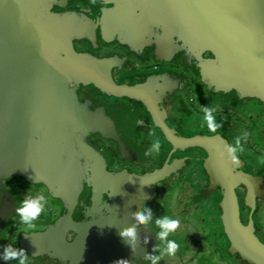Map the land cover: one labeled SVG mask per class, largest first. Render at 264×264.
I'll list each match as a JSON object with an SVG mask.
<instances>
[{
    "label": "flooded vegetation",
    "instance_id": "1",
    "mask_svg": "<svg viewBox=\"0 0 264 264\" xmlns=\"http://www.w3.org/2000/svg\"><path fill=\"white\" fill-rule=\"evenodd\" d=\"M48 12L71 17L68 39L73 51L96 61L103 67H89L88 81L77 80V102L92 107H109L128 115L125 135L117 139L96 131L87 134L93 147L105 157L109 173L136 172L140 175L162 170L160 178L150 182L141 200V211L151 209L147 221L153 233V245L146 255L128 264H251L237 252L228 251L222 233L217 205L212 195L217 188L207 187L208 177H234L248 174L264 184V96L243 94L237 90V68L228 57L222 25L216 35L217 52L206 46L193 48L188 37L175 28H166L156 13L146 10L142 0H50ZM72 26V27H71ZM228 39H233L231 29ZM64 48L60 55L64 56ZM115 84L136 88L133 95L112 93L101 86ZM98 84V85H96ZM203 106L213 108L222 128L211 133L203 121ZM248 133L244 139V132ZM155 135H150V133ZM241 137L240 163L233 165L223 145ZM202 138L186 145L185 138ZM122 139V140H121ZM161 142L158 154L145 152L155 140ZM121 140V142H120ZM121 143V145H120ZM226 149V148H225ZM228 150V149H227ZM152 185V189H151ZM238 180L233 190L242 225H250L264 244V192ZM45 196V211L36 228L23 231L16 208L27 195ZM90 188L83 183L82 195L68 212L71 221L97 220L110 203V191L101 193L95 204ZM103 205V206H101ZM66 207L41 185L21 177L0 178V264H19L5 260V247L23 248L28 264H72L63 252L77 232L63 226L59 219ZM145 212V215H148ZM168 216L178 219V229L164 238L156 220ZM179 245L175 256L165 251L167 242ZM77 255V253H75Z\"/></svg>",
    "mask_w": 264,
    "mask_h": 264
},
{
    "label": "water",
    "instance_id": "2",
    "mask_svg": "<svg viewBox=\"0 0 264 264\" xmlns=\"http://www.w3.org/2000/svg\"><path fill=\"white\" fill-rule=\"evenodd\" d=\"M47 1L0 0V178L19 176L41 185L66 207L59 221L77 232L62 246L72 264H128L146 255L153 245L150 226L139 223L134 214L141 212L148 184L163 171L145 175L106 171L103 153L93 147L87 134L96 131L120 139L128 115L77 102L75 82L90 80L89 67L104 65L73 51L68 39L70 26L63 25L71 17L45 14ZM142 4L158 15L163 26L184 33L196 49L206 46L216 53V31L221 24L224 45L228 49L229 44L233 46V56L227 60L237 68V90L263 98L264 0H142ZM231 29L232 40L227 33ZM62 48L64 56L60 55ZM100 87L129 96L136 91L111 80ZM201 139L185 138L184 143L193 145ZM223 147L228 153L227 146ZM237 180L246 185L245 204L252 184L264 192V184L248 174L210 176L207 187L218 190L212 201L218 207L228 251L237 252L251 264H264V244L250 225L240 222L233 190ZM83 183L90 188L95 204L109 189L110 203L97 220L74 222L68 212L82 195ZM128 227L135 228L134 241L120 235Z\"/></svg>",
    "mask_w": 264,
    "mask_h": 264
},
{
    "label": "clouds",
    "instance_id": "3",
    "mask_svg": "<svg viewBox=\"0 0 264 264\" xmlns=\"http://www.w3.org/2000/svg\"><path fill=\"white\" fill-rule=\"evenodd\" d=\"M201 111L203 112V121L207 126V129L211 133H216L219 129L222 128V124L216 122V118L213 114V108L208 106H203ZM150 135H155V133H150ZM244 139H247L248 133L245 131L243 133ZM228 154L233 165H238L240 163L239 153L243 151L242 140L240 136L235 138V142L233 144H229L227 146ZM161 149V142L157 139L155 140L150 148L145 152L146 156L158 154ZM45 196L40 194L36 196L27 195L22 200L20 205L16 208V213L20 218V223L24 225L23 231L28 233L29 230L35 229L36 224L34 221H37L41 214L45 211ZM145 212H148V215H145ZM151 209L145 208L141 212L134 214L135 219L139 223H145L150 219ZM157 225L162 229L159 233L160 238H164L169 234L174 233L179 227V220L172 219L168 216H164L156 220ZM122 237H130L134 241L136 239V231L134 227H128L122 229L120 232ZM179 245L174 240H169L167 242V247L165 251L169 256H175L176 251ZM3 259L12 260L18 259L19 264H28V254L23 248H13L11 245L5 247V252L3 255ZM161 259V257L156 256L152 258V264H155L156 260ZM117 264H120L118 261Z\"/></svg>",
    "mask_w": 264,
    "mask_h": 264
}]
</instances>
